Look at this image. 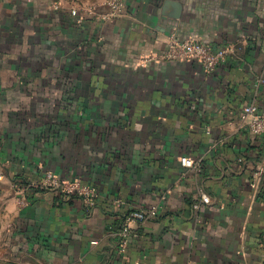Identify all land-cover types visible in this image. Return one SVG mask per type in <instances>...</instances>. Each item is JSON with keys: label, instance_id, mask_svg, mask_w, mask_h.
Returning <instances> with one entry per match:
<instances>
[{"label": "crops", "instance_id": "1", "mask_svg": "<svg viewBox=\"0 0 264 264\" xmlns=\"http://www.w3.org/2000/svg\"><path fill=\"white\" fill-rule=\"evenodd\" d=\"M107 1L0 0V264H264V135L241 122L249 104L264 111V0L71 17ZM172 38L227 60L212 73L164 60ZM47 171L96 185L97 203L36 191L21 205L10 183ZM132 210L154 215L122 254Z\"/></svg>", "mask_w": 264, "mask_h": 264}, {"label": "built area", "instance_id": "2", "mask_svg": "<svg viewBox=\"0 0 264 264\" xmlns=\"http://www.w3.org/2000/svg\"><path fill=\"white\" fill-rule=\"evenodd\" d=\"M107 7L108 12L101 11ZM104 6L92 4H76L71 10V17L78 25L84 24L87 20L99 19L110 20L122 14L124 8L123 0H108ZM228 48H217L211 44L196 38L178 39L172 38L168 48L161 54V58L168 61L196 62L204 72L212 73L220 68L227 60ZM242 126L254 135H264V111L255 104L245 106L242 113ZM181 164L186 168H195V161L182 157ZM5 179V174L0 170V181ZM10 186L17 194L21 205L27 206L30 196L36 191L51 192L61 201H69L73 198L82 199L87 206L97 203L100 193L96 185L86 184L80 179L63 178L53 171H47L39 182H24L21 179H14ZM210 202L207 196L199 200L196 208L205 207ZM154 215V211L132 210L130 211L121 229L118 232V250L124 254L129 246V239L133 232V225L140 226Z\"/></svg>", "mask_w": 264, "mask_h": 264}, {"label": "rangeland", "instance_id": "3", "mask_svg": "<svg viewBox=\"0 0 264 264\" xmlns=\"http://www.w3.org/2000/svg\"><path fill=\"white\" fill-rule=\"evenodd\" d=\"M33 1H35V0H33ZM53 1H55V3L54 4H59L60 2H62L63 0H53ZM59 1V2H58ZM64 1H69V2H73V0H64ZM77 3H79L78 1H77Z\"/></svg>", "mask_w": 264, "mask_h": 264}]
</instances>
